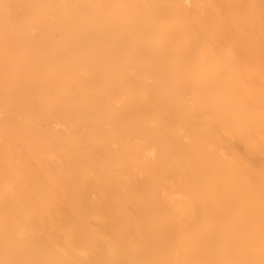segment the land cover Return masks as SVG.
<instances>
[{
  "label": "bare ground",
  "instance_id": "1",
  "mask_svg": "<svg viewBox=\"0 0 264 264\" xmlns=\"http://www.w3.org/2000/svg\"><path fill=\"white\" fill-rule=\"evenodd\" d=\"M0 264H264V0H0Z\"/></svg>",
  "mask_w": 264,
  "mask_h": 264
}]
</instances>
